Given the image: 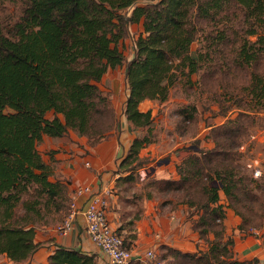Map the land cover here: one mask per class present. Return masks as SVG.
<instances>
[{"label":"trees","instance_id":"trees-1","mask_svg":"<svg viewBox=\"0 0 264 264\" xmlns=\"http://www.w3.org/2000/svg\"><path fill=\"white\" fill-rule=\"evenodd\" d=\"M5 1L14 9L0 14V254L13 263L27 260L40 245L34 241L36 228L59 219L69 207L64 182L49 178L51 167L37 149L43 134L62 136L72 130L97 142L117 126L98 82L108 66L123 61L117 44L128 24L140 22L142 30L125 64L122 113L131 130H146L132 138L119 167L129 169L124 179L134 180L139 167L132 162L151 141L146 127L153 118L151 109L141 110L139 103L166 98L174 60L188 72L198 70L206 52L195 61L189 49L197 26L211 21L220 27L211 25L218 30L211 38L214 55L202 73V88H238L249 98L240 102V97L234 118L211 127L212 147H197L180 160L177 178L153 181L160 191H181V199L198 214L192 229L207 242L198 251L161 245L160 257L170 256L172 264H256V257H235L232 239L222 237L226 207L241 218L240 231L259 228L264 215V196L255 192V179L235 162V148L255 123L250 109L264 113V0ZM242 103L247 108H240ZM48 111L52 117L45 116ZM194 117L191 108L187 118ZM26 193L22 213L16 214ZM46 264L98 262L93 253L59 245Z\"/></svg>","mask_w":264,"mask_h":264},{"label":"crops","instance_id":"crops-1","mask_svg":"<svg viewBox=\"0 0 264 264\" xmlns=\"http://www.w3.org/2000/svg\"><path fill=\"white\" fill-rule=\"evenodd\" d=\"M153 100H142L139 103V108L141 110L151 109L153 115V109L147 106ZM139 130H131L129 123L124 120V124L122 122L117 124L106 137L97 142H93L92 137H87L72 130L62 136L43 134L41 141L37 144V149L42 160L51 167L52 174L49 178L64 182L69 204L74 188L80 184H87L91 187L92 192H100L106 196L108 200V219L121 232L126 244L138 251L153 248L158 257L161 254L159 248L161 245L171 246L181 251L204 250L205 246L202 244L197 231H194L191 227L193 221L188 215L193 213L192 208L181 199L180 190L158 191L164 195L169 194V198L176 196L175 200L162 199L159 201L158 199L157 201L154 197L152 198L156 195L155 192L134 193L131 190L133 194L125 195L127 193L125 188L128 187V183H135L139 186L149 179L148 176H152L153 181L156 179L177 178L176 164L185 156H178L176 161L165 158L167 161L155 165L154 170L144 177L141 176L139 171L151 165L141 169L138 168L137 173L134 174V180L124 179L122 176L128 174L129 169L120 168L119 162L126 154L132 138L138 134ZM206 144L210 148L213 141ZM201 146L200 144L199 147L202 148ZM87 199V194L78 196L77 205H83ZM68 212L69 207L67 212L59 219L36 228L34 241L39 242L40 245L27 260L13 263L5 254H0V258L4 257L10 264H46L47 256L56 246L62 245L71 249H80L86 253H93L98 264H111L104 252L91 240L84 228L80 214L73 216L71 228L66 234L56 231V222L63 219ZM226 213L228 214V212ZM229 216L232 221L236 223L239 221V217L232 214H229ZM236 230L240 231L238 228ZM261 239L245 236L238 243L239 245L243 243L242 248H234L235 257L249 259V255H256L259 261L258 264H260L262 255L258 253L263 247L261 248L257 243ZM257 249H259V252H254Z\"/></svg>","mask_w":264,"mask_h":264},{"label":"rangeland","instance_id":"rangeland-1","mask_svg":"<svg viewBox=\"0 0 264 264\" xmlns=\"http://www.w3.org/2000/svg\"><path fill=\"white\" fill-rule=\"evenodd\" d=\"M6 8V11H4ZM14 6L5 0H0V14L6 12L7 14L13 13ZM126 10H124L125 12ZM130 11V10H129ZM125 12L129 14L130 12ZM215 22H203L197 26L195 38L191 43L189 55L197 61V57L203 59L199 60V68L197 71L188 72V68L182 65L179 60H174L173 64V82L169 86L166 98L159 101L154 99L152 103L147 106L153 109V118L151 123L146 127L150 131V142L142 146L138 151V159L134 160L132 164L139 169L152 165L154 161L169 158V160L176 161L178 156H183L185 150L191 145L202 148H208L206 143L212 141L211 127L226 122L228 119L234 118L239 110L237 102H244L247 95L246 92L235 88L233 90L216 87L213 90L202 88L203 71L212 66L213 46H211V38L216 29H211V25ZM218 23V22H216ZM215 23V26L217 25ZM218 27L220 24L218 23ZM142 26L140 22H131L128 24L126 35L118 42L117 47L123 54V61L114 66H108L107 70L98 82V86L102 94L106 96L111 109H113L118 118V124H124L123 102L127 94L126 78H125V64L128 58L133 53L134 43L137 35L141 33ZM250 39H255V35H250ZM199 55V56H198ZM225 64V63H224ZM228 74V73H227ZM225 74V76L227 75ZM249 96V95H248ZM242 103L240 108H247ZM146 106V107H147ZM194 108V120L188 119L187 114ZM147 110V109H146ZM184 110V111H182ZM250 115L254 116L255 123L249 126V133L242 136L241 143L235 148V162L239 166L240 172L248 174L255 179L253 185H257L255 192H261L264 196V113L261 111L256 112L250 109ZM53 111L46 112V117H52ZM146 129H140L137 135H142ZM134 135V134H133ZM136 135V136H137ZM188 154V153H187ZM185 154V155H187ZM184 157V156H183ZM180 162V161H179ZM177 165V164H176ZM177 171V168H176ZM135 173V172H134ZM147 181L141 185L135 183L129 184L125 188L129 195L131 190L135 192H155L156 195L152 196L157 201L159 199L175 200L169 194L164 195L159 193V189L153 183V177L148 176ZM146 179V178H145ZM32 189V187H31ZM30 191V190H29ZM137 193V194H138ZM133 194V193H131ZM28 198V194H24L20 201L17 203L15 211L16 214L22 213V201ZM167 202V201H163ZM220 202L226 204L224 194L220 192ZM163 204V203H161ZM190 210V209H189ZM224 218V229L222 240L232 239L233 243L231 248H242L243 243L238 244L244 237L253 236L258 239L264 237V215L261 220L260 227H249L238 232L236 230L241 224V218L226 207ZM189 213V212H188ZM229 214L239 217L236 223L232 221ZM190 219L195 221L198 214L193 211L189 214ZM209 238H213V232H209ZM252 240V239H251ZM202 244L206 246L207 242ZM263 249L255 250L262 255L260 264H264V238L257 243ZM242 254V253H240ZM251 254V253H249ZM160 256V255H159ZM256 257V255H249V259ZM162 264H172L171 257L162 259ZM257 261L256 264H258ZM0 264H10L4 257L0 258Z\"/></svg>","mask_w":264,"mask_h":264},{"label":"built area","instance_id":"built-area-1","mask_svg":"<svg viewBox=\"0 0 264 264\" xmlns=\"http://www.w3.org/2000/svg\"><path fill=\"white\" fill-rule=\"evenodd\" d=\"M82 194H87L88 199L83 205L78 206L77 198ZM70 199L69 212L56 222V231L66 234L71 228L73 216L80 214L91 240L104 252L111 264H129L131 261L162 264L155 249L146 248L138 251L124 243L123 235L108 219V200L103 193L92 192L89 185L80 184L74 188Z\"/></svg>","mask_w":264,"mask_h":264},{"label":"water","instance_id":"water-1","mask_svg":"<svg viewBox=\"0 0 264 264\" xmlns=\"http://www.w3.org/2000/svg\"><path fill=\"white\" fill-rule=\"evenodd\" d=\"M196 148H197V146H195V145H191L188 149H186V150H181V151L184 152L185 154H187V153H190V152L192 151V149H196ZM185 154H184V155H185ZM179 157H181V155H180ZM162 161L165 162V161H167V159H164V160H158V161L154 162L153 165H151V166H149V167H147V168L141 169V170L139 171V173L141 174L142 177H144V176L150 174V173L154 170V166L160 164Z\"/></svg>","mask_w":264,"mask_h":264}]
</instances>
